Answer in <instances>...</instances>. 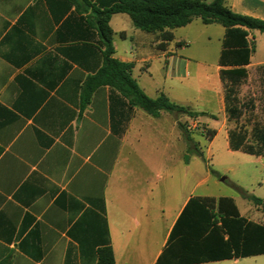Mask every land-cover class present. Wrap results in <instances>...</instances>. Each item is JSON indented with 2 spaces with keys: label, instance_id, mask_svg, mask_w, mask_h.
Here are the masks:
<instances>
[{
  "label": "crops",
  "instance_id": "0c3cea01",
  "mask_svg": "<svg viewBox=\"0 0 264 264\" xmlns=\"http://www.w3.org/2000/svg\"><path fill=\"white\" fill-rule=\"evenodd\" d=\"M116 3L0 0V264H99L108 246L116 264H157L190 198L211 197L196 195L199 178L185 193V155L201 147L185 122L194 127L202 117H153L107 85L83 102L105 60L97 11ZM228 6L264 20V0ZM109 25L114 58L133 64L149 97L209 115L201 90L185 80L209 54L192 48L197 36L218 38L210 102L225 110L222 25L194 19L164 46L160 33L136 28L127 14L112 15ZM249 38L256 43L254 32Z\"/></svg>",
  "mask_w": 264,
  "mask_h": 264
},
{
  "label": "trees",
  "instance_id": "16d2710c",
  "mask_svg": "<svg viewBox=\"0 0 264 264\" xmlns=\"http://www.w3.org/2000/svg\"><path fill=\"white\" fill-rule=\"evenodd\" d=\"M229 0H117L111 8L97 11L96 24L105 47L104 65L83 95L90 102L92 91L107 85L122 93L130 103L153 117L161 112L186 114L191 118L209 116L193 112L173 103L165 95L149 97L132 75L133 64L114 58L113 31L109 25L112 15L124 13L131 17L136 28L160 33L161 46L174 41L173 30L201 19L205 25H222L226 32L220 56L221 79L225 89V111L228 121L236 122L229 131V148L246 154L264 157V124L254 123L251 130L241 119L255 109L252 101L242 102L239 90L247 80V66L256 51L249 36L254 31L264 33V20L237 14L228 6ZM264 73V67H260ZM210 139L217 134L210 130ZM264 214V199L247 196ZM264 255V224L243 216L233 198L192 197L175 224L168 246L157 264H203L238 260ZM99 264H116L113 249L100 251Z\"/></svg>",
  "mask_w": 264,
  "mask_h": 264
},
{
  "label": "rangeland",
  "instance_id": "374dc122",
  "mask_svg": "<svg viewBox=\"0 0 264 264\" xmlns=\"http://www.w3.org/2000/svg\"><path fill=\"white\" fill-rule=\"evenodd\" d=\"M254 35L256 51L252 63L255 67L248 69V78L239 90L241 101H252L255 106L253 116L249 117L247 114L240 121L248 130L252 129L254 123L264 124V73L256 67L264 61V33L254 31ZM221 46L218 38L208 33L197 36L192 45L200 53L207 50L209 54L205 61L191 65L190 77L185 81L193 82L195 90H201L200 108L209 109L215 114L202 117L194 127L190 121L185 122V126L191 132L194 130V137L201 142L200 155L196 151L193 153L192 146L191 151L185 155V193L188 191V183H196L199 178L202 183L196 190L197 196L233 198L242 216L264 224V214L247 197L252 195L264 199V157L232 151L229 148L227 132L236 127V122L228 121L225 110L218 112L215 103L210 102L219 85L216 63ZM216 129L222 131L210 139L209 131L217 132ZM210 264H264V255Z\"/></svg>",
  "mask_w": 264,
  "mask_h": 264
},
{
  "label": "water",
  "instance_id": "95a60500",
  "mask_svg": "<svg viewBox=\"0 0 264 264\" xmlns=\"http://www.w3.org/2000/svg\"><path fill=\"white\" fill-rule=\"evenodd\" d=\"M224 180V178L222 179V181Z\"/></svg>",
  "mask_w": 264,
  "mask_h": 264
}]
</instances>
